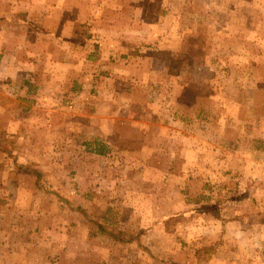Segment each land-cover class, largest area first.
<instances>
[{"label":"rangeland","instance_id":"rangeland-1","mask_svg":"<svg viewBox=\"0 0 264 264\" xmlns=\"http://www.w3.org/2000/svg\"><path fill=\"white\" fill-rule=\"evenodd\" d=\"M0 264H264V0H0Z\"/></svg>","mask_w":264,"mask_h":264},{"label":"trees","instance_id":"trees-1","mask_svg":"<svg viewBox=\"0 0 264 264\" xmlns=\"http://www.w3.org/2000/svg\"><path fill=\"white\" fill-rule=\"evenodd\" d=\"M21 168L28 169L29 167H25L24 165H20ZM30 170V169H29ZM34 173L38 179L41 177V173L37 170H30ZM127 215L122 213L121 216L117 215V218L113 216V210L108 208L101 216V218L91 217L90 221L93 222L94 226L102 233H107L111 235L116 240L121 242H131L140 239L141 234L143 233V229L132 232L128 231V229H124L119 226L120 222L127 221Z\"/></svg>","mask_w":264,"mask_h":264}]
</instances>
